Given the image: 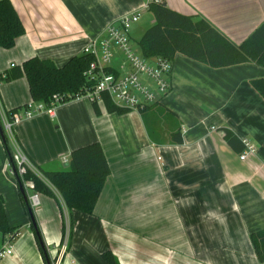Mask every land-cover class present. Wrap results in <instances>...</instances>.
<instances>
[{"label":"crops","instance_id":"0c3cea01","mask_svg":"<svg viewBox=\"0 0 264 264\" xmlns=\"http://www.w3.org/2000/svg\"><path fill=\"white\" fill-rule=\"evenodd\" d=\"M10 1L24 32L11 48L0 47V74L31 57L64 64L145 0ZM162 1L206 18L235 44L264 20V0ZM153 22L152 12L142 10L130 33L141 27V37ZM262 76L252 63L215 69L176 55L169 91L142 111L108 113L100 104L95 113L79 96L59 104L53 117L37 112L14 124L7 142L35 170L62 169L63 156L97 141L110 171L92 214L69 217L59 195L39 193L32 228L0 135V195L9 225L18 228L14 236L0 232V247L12 249L0 264H46L35 228L52 264H108L104 250L120 264H264L249 238L264 228V99L249 84ZM30 101L25 76L0 81V123ZM175 131L181 142H171ZM243 137L255 150L240 159Z\"/></svg>","mask_w":264,"mask_h":264},{"label":"trees","instance_id":"16d2710c","mask_svg":"<svg viewBox=\"0 0 264 264\" xmlns=\"http://www.w3.org/2000/svg\"><path fill=\"white\" fill-rule=\"evenodd\" d=\"M154 22L148 26L137 42V52L146 59L160 57L172 62L176 55L199 62L211 68H224L233 65L252 63L264 69V20L256 26L240 43H233L209 20L194 18L160 4H149ZM24 32L23 24L10 0H0V47L11 48L15 39ZM91 57L74 55L64 64L57 66L50 59L31 57L10 70L0 74V81H9L21 76L27 78L28 90L33 101L49 102L54 96H60L66 102L81 96L90 82L84 71ZM251 87L264 99V76L249 80ZM93 111L99 113L100 104L108 113L124 114L127 109L114 106L107 96L103 102L90 101ZM9 115L11 111H8ZM3 145L12 172L19 186V194L24 198L26 212L34 217L27 200V191L23 182L32 185V190L56 198L59 195L71 217L73 211L92 214L95 204L109 175V165L99 142H91L72 149L68 153L66 165L62 169L47 170L36 167L39 174L28 169L21 179L16 173L13 153L0 123ZM229 143L234 135L225 133ZM171 142H181L179 131L170 135ZM22 187L23 191H20ZM25 195V196H24ZM17 227L8 223L3 199L0 195V232L14 236ZM37 246L46 264H52L47 255L38 229H34ZM252 247L259 262H264V228L250 233ZM69 240V239H68ZM68 243V242H67ZM101 257L108 264H120L110 250H104Z\"/></svg>","mask_w":264,"mask_h":264},{"label":"built area","instance_id":"2783aa9c","mask_svg":"<svg viewBox=\"0 0 264 264\" xmlns=\"http://www.w3.org/2000/svg\"><path fill=\"white\" fill-rule=\"evenodd\" d=\"M151 3L160 4L162 0H145L140 8L119 15L106 25L102 33L89 38L83 45L81 55H89L91 60L84 71L90 85L84 90L82 97L102 103L103 97L107 96L114 106L138 112L159 102L169 91L172 62L160 57L146 59L130 45L131 26L138 21L141 11L146 10ZM61 103L60 96H54L47 103L43 101L26 103L22 106L20 114H12L10 120L1 121L4 133L10 137L14 124L31 118L37 112H44L53 117L56 107ZM241 142L244 149L239 158L244 159L248 153L254 152L255 148L245 137L241 138ZM12 153L16 173L21 179L28 169L37 173L15 143ZM62 160L66 162L67 157L63 156ZM23 185L26 190H31L27 194L29 206L31 209L37 207L40 203L39 193L31 189L30 182L25 180ZM68 238L69 229L66 228L63 247H66ZM11 252V246L8 243L3 244L0 247V260Z\"/></svg>","mask_w":264,"mask_h":264},{"label":"rangeland","instance_id":"374dc122","mask_svg":"<svg viewBox=\"0 0 264 264\" xmlns=\"http://www.w3.org/2000/svg\"><path fill=\"white\" fill-rule=\"evenodd\" d=\"M140 18V17H139ZM146 24H147V20H145V18H141L140 19V21H139V26H141L142 28H143V26H146ZM137 27V26H136ZM141 27H138V31H136L135 32V25L133 26V28H132V31H131V33H130V45H131V47L134 49V50H136L137 51V42H138V40H139V38H140V35H141ZM116 62V61H115ZM114 62V63H115ZM102 105V104H101ZM38 173V172H37ZM39 174V173H38ZM28 193H30L31 191H29V190H26ZM66 211V210H65ZM65 213H67V212H65Z\"/></svg>","mask_w":264,"mask_h":264},{"label":"water","instance_id":"95a60500","mask_svg":"<svg viewBox=\"0 0 264 264\" xmlns=\"http://www.w3.org/2000/svg\"><path fill=\"white\" fill-rule=\"evenodd\" d=\"M0 135L2 136L3 135V133H2V131L0 130ZM20 191H23V189H22V187H20ZM25 196V195H24ZM31 208V207H30Z\"/></svg>","mask_w":264,"mask_h":264}]
</instances>
